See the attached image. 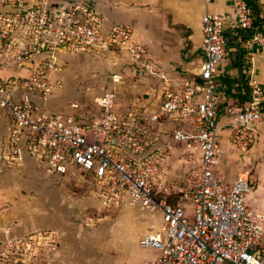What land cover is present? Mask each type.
<instances>
[{
    "label": "built area",
    "instance_id": "2783aa9c",
    "mask_svg": "<svg viewBox=\"0 0 264 264\" xmlns=\"http://www.w3.org/2000/svg\"><path fill=\"white\" fill-rule=\"evenodd\" d=\"M232 1L236 17L203 16L199 73L170 79L156 109H121L115 86L123 75L115 73L113 88L93 98L96 112L73 116L42 105L63 88L60 55L118 52L129 66L148 69L147 49L129 24L106 29L86 0H0V174L28 152L48 175L77 169L105 206L159 214V231L140 242L156 256L137 264H264V213L247 208L249 176L227 184L216 175L217 66L230 61L227 46L236 36L247 57L264 47V26H254L245 0ZM259 17L264 21V4ZM239 32L249 37L243 41ZM247 87L249 100L228 109L236 124L232 143L243 153L264 123V86L250 79ZM3 233L2 264H48L61 238L52 231L14 237L11 227Z\"/></svg>",
    "mask_w": 264,
    "mask_h": 264
},
{
    "label": "crops",
    "instance_id": "0c3cea01",
    "mask_svg": "<svg viewBox=\"0 0 264 264\" xmlns=\"http://www.w3.org/2000/svg\"><path fill=\"white\" fill-rule=\"evenodd\" d=\"M86 1L103 15L106 29L118 23L132 26L136 40L147 49L149 68L129 66L118 52L62 54L59 75L67 83L68 63L76 59L87 61L97 55L104 57L117 68L116 72L123 75L124 82L126 78L132 83L129 87L124 82L115 86L121 94L118 101L121 109L135 106L156 109L163 87L171 86L170 79L199 73L203 60L200 50L203 16L236 17L232 0ZM260 1L264 4V0ZM231 45L230 61L217 66V90L222 103L216 175L232 184L239 174L246 173L254 187L247 197V208L264 213V123L257 127L252 148L243 153L232 143L236 124L228 112L229 108L249 100L245 86L250 79L264 86V47H252L251 56L247 57L240 56L237 48ZM60 94L61 91L42 104L44 108L62 112L58 100ZM65 109L69 111L70 107ZM74 174L76 178L72 177L73 174L64 176L59 169L55 175H48L28 152L22 161L1 173L0 198L7 192L11 203L8 209L2 208L5 202L0 199V245L6 240L3 229L11 227L14 237L36 231L60 233L58 246L47 259L48 264H137L155 257L156 252L141 249L140 242L147 234L159 231L161 216L140 206H105L87 189L83 190L85 194L74 197L61 185L66 176L71 181L84 182L79 171ZM116 212L119 213L117 216L107 217V213Z\"/></svg>",
    "mask_w": 264,
    "mask_h": 264
},
{
    "label": "rangeland",
    "instance_id": "374dc122",
    "mask_svg": "<svg viewBox=\"0 0 264 264\" xmlns=\"http://www.w3.org/2000/svg\"><path fill=\"white\" fill-rule=\"evenodd\" d=\"M86 60L87 61L76 59V61L74 60L73 62L66 65L67 70L65 74L68 82H65L63 84V88L57 91V93H60L61 91L58 100L63 107L62 113L71 114L73 116H75L74 114H78L79 116H81V113H95L96 107L93 105V98L97 94L104 92L105 89L109 90L113 88L111 77L113 74L118 72H116L117 68L112 64V62L105 61V58L100 57L99 55H97V57L95 58ZM122 82H124V80H122ZM124 83H126V87L132 86V83L126 78ZM119 93L118 97L121 96V94ZM66 106L70 107L69 111L65 109ZM173 147L174 154L170 157L171 161L169 162L168 166H170L169 169L174 171L177 166V157L175 153L179 151V146ZM77 172V169L71 168L69 166L67 167V169H60V173H62L64 176L65 174H67V176H71L73 174V178H76V175L74 173ZM67 176L61 181V185L65 186L67 188V191L70 192L71 195L76 197L79 194H85L83 190L86 189L90 193V189L88 188L86 183L71 181V179H67ZM189 183L190 181L188 179L185 185L187 186L189 185ZM7 195V192L3 193V198L0 199H3L2 201L5 202V204L2 205V208L8 209L11 201L7 199ZM84 196L87 197V195ZM118 214V212L107 213V217H115Z\"/></svg>",
    "mask_w": 264,
    "mask_h": 264
},
{
    "label": "trees",
    "instance_id": "16d2710c",
    "mask_svg": "<svg viewBox=\"0 0 264 264\" xmlns=\"http://www.w3.org/2000/svg\"><path fill=\"white\" fill-rule=\"evenodd\" d=\"M247 2V5H248V12H249V15L253 18L254 20V26H258L260 28H263L264 26V21L262 19H260L259 17V14L261 12V9H262V4H261V1L260 0H245ZM239 35L240 37L243 38V41L248 38L249 36L247 35H244L243 33L239 32ZM231 42L233 44H236L239 49H240V52L238 53L240 56H246V54L244 53V50H243V45L240 41V38L239 37H234ZM230 43L228 44L227 46V51L229 52V49H230ZM245 89L248 90V87H247V83H246V86H245Z\"/></svg>",
    "mask_w": 264,
    "mask_h": 264
}]
</instances>
